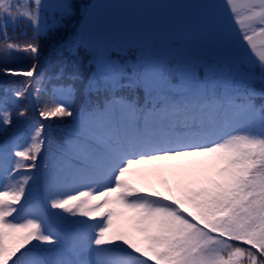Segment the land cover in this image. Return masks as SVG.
<instances>
[{
    "label": "snow or ice",
    "instance_id": "obj_1",
    "mask_svg": "<svg viewBox=\"0 0 264 264\" xmlns=\"http://www.w3.org/2000/svg\"><path fill=\"white\" fill-rule=\"evenodd\" d=\"M194 6L216 38L213 60L202 51L129 66L104 48L89 74H55L65 83L44 100L51 81L39 38L67 28L79 9L0 0V74L22 78L0 89V264H264V42L248 34L264 36V0ZM98 7L83 6L84 24L62 45L74 60L93 47L83 32ZM21 21L33 29L23 44L8 35ZM13 52L32 63L7 67ZM76 81L88 94L80 109ZM101 89L103 101H92ZM29 96L37 117L9 135L14 119L28 118L20 101ZM65 118L72 127L57 141L51 123Z\"/></svg>",
    "mask_w": 264,
    "mask_h": 264
},
{
    "label": "trees",
    "instance_id": "obj_2",
    "mask_svg": "<svg viewBox=\"0 0 264 264\" xmlns=\"http://www.w3.org/2000/svg\"><path fill=\"white\" fill-rule=\"evenodd\" d=\"M92 0H73V3L77 6L79 11L77 12V17L79 19H73L72 24L65 27H58L57 29L42 34L39 38L40 46V70L42 74H47L48 79L51 81L47 84L48 91L43 94L44 100H50L52 98L53 89L65 83V81H58L55 78V74L59 73L61 70L65 74L70 72H78L81 76L87 75L94 69L96 56L93 54L102 53L104 48H108L109 52H114L113 58L116 59L118 63H125L127 65H132L134 63H152L156 59H164L171 62H179L182 59L190 58L202 51L187 48L186 50L180 49V53H173L171 51L158 52L153 51V55H147L144 51L143 53H138V50H135L130 46L128 41L129 38L127 33L122 34H107L103 33V28H98L92 33H88V36L84 35L86 40L90 39L93 45L92 48H81L80 55L75 58H71L66 50H62V45L65 41L70 40L71 29L75 28L80 29L81 22L83 20L82 11L85 4L90 5ZM25 33L27 34L25 36ZM239 34V31L237 32ZM250 34V32L248 33ZM8 35L13 38L15 42L23 44L27 38H30L33 35V29L25 25V22L21 21L17 26H9ZM2 39V36H0ZM204 41V39L199 40L195 39L190 43V46H198ZM175 41L174 43H178ZM216 38H211L206 40V45H208V50L205 51L208 53L206 56V61H211L214 59L212 52H216L215 48ZM205 45V46H206ZM203 47H201L202 49ZM122 49V51H121ZM32 63L28 55L23 52H13L7 63V67L10 68H21L28 64ZM258 70V69H257ZM229 71V68L226 62L221 61L219 66V72L221 75L226 74ZM181 78V77H178ZM22 79L21 77L5 76L0 74V89L4 87H15L17 82ZM74 86L77 89V94L73 97V107L80 109L83 106V103L88 94L81 89V84L83 81L73 82ZM254 87L257 91L261 90V85L259 83L254 84ZM2 94V92H0ZM105 97L104 91L101 89L100 92L93 91L91 93L90 99L92 101H103ZM21 105L27 106L29 109L28 118L25 119H14L13 128L9 130V135L18 134L25 132L29 127V121L37 117V110L35 101L31 96L27 100L20 101ZM259 103V101H258ZM47 123V122H46ZM72 127V120L70 118H65L64 121H53L51 123V132L50 135L57 141L63 140L68 131ZM2 139V138H0ZM48 156L47 147L45 151L41 154L40 160L38 163V169L34 170L33 175L40 176L43 172V165L45 163L46 157ZM11 168V163L9 164ZM24 173H19L18 175H23ZM5 183L2 175H0V186ZM86 190V189H84ZM35 195L37 197L43 196V184L42 181L38 182L35 188ZM20 218V217H19Z\"/></svg>",
    "mask_w": 264,
    "mask_h": 264
},
{
    "label": "rangeland",
    "instance_id": "obj_3",
    "mask_svg": "<svg viewBox=\"0 0 264 264\" xmlns=\"http://www.w3.org/2000/svg\"><path fill=\"white\" fill-rule=\"evenodd\" d=\"M216 2L221 5L226 4V0H216ZM195 3L196 0H92L90 5L99 7L95 19L85 27L83 33L87 36L88 33L93 35L98 28H103V33L107 34L127 33L131 38L128 43L138 50L139 54L145 51L147 55H153L155 50L179 54L180 49L187 48L207 51L206 40L215 36L203 25L201 14L194 6ZM240 13L241 17L247 14L243 9ZM229 18L233 19L231 16ZM83 24L84 20L81 26ZM232 27L239 31V26L235 23ZM250 34L254 36L258 46L264 42V36L259 35L258 27L255 33L250 31ZM195 39H204V41L199 47L190 46ZM175 41L179 42L174 43ZM246 55L252 56L254 61L257 60L250 50L246 51ZM22 216L23 213L20 218ZM88 222L92 223V221ZM53 226L56 227L55 224Z\"/></svg>",
    "mask_w": 264,
    "mask_h": 264
}]
</instances>
